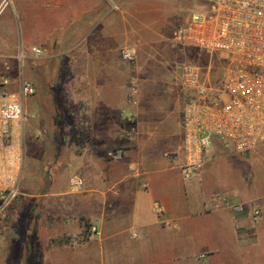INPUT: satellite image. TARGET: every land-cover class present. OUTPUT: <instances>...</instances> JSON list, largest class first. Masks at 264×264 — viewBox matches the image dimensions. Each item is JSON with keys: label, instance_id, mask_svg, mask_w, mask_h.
Returning a JSON list of instances; mask_svg holds the SVG:
<instances>
[{"label": "crops", "instance_id": "1", "mask_svg": "<svg viewBox=\"0 0 264 264\" xmlns=\"http://www.w3.org/2000/svg\"><path fill=\"white\" fill-rule=\"evenodd\" d=\"M16 2L17 53L45 51L25 64L36 89L30 99L52 119L53 143L67 118L68 149L82 151L70 163L83 189L63 180L41 200L35 263L264 264V142L246 155L216 153L227 147L215 143L185 179L165 157L182 145V112L170 109L171 96L162 93L152 109L127 99L137 72L122 66V47L155 52L174 17L155 0ZM15 56L0 57L1 70ZM223 199L246 212L235 214Z\"/></svg>", "mask_w": 264, "mask_h": 264}, {"label": "built area", "instance_id": "2", "mask_svg": "<svg viewBox=\"0 0 264 264\" xmlns=\"http://www.w3.org/2000/svg\"><path fill=\"white\" fill-rule=\"evenodd\" d=\"M201 1L206 8L190 14L177 41L209 55H221L228 67L219 86H213L209 73L199 67H181L182 86L190 93L182 110V145L165 157L178 164L185 179L195 176L215 143L246 155L264 142V0ZM11 2L3 0L1 8ZM44 54L42 48L33 47L27 56L21 48L15 65L6 60L0 71V218L19 196L26 170V101L36 89L24 76L25 64ZM120 54L125 63H137L130 48L123 47ZM137 92L133 83L131 96L135 98ZM108 155L115 158L120 153ZM71 184L81 188L84 182L74 177ZM223 203L235 214L246 212L241 203L229 199ZM253 215L261 217L259 210H253Z\"/></svg>", "mask_w": 264, "mask_h": 264}, {"label": "rangeland", "instance_id": "3", "mask_svg": "<svg viewBox=\"0 0 264 264\" xmlns=\"http://www.w3.org/2000/svg\"><path fill=\"white\" fill-rule=\"evenodd\" d=\"M0 2L1 6L3 0ZM155 2L166 16L174 17L170 26L173 33L155 47V52L136 54L135 65L127 64L121 59L125 69L137 72L126 84L127 99L132 104L143 99L144 102L143 100L138 102L139 108H160L163 104L160 102L161 94L167 92L171 96L170 109L182 112L190 93L182 86L181 67L186 64L199 67L203 73H209L213 86H219L225 77L228 62L221 55H209L197 49L184 47L177 41L179 26L185 23L191 13L206 8L201 0H155ZM17 13L16 0H12L3 8L0 7V57L17 54L15 37L18 32ZM124 47L131 49L128 45ZM2 61L0 58V70ZM139 64L142 66L139 67ZM26 69L27 66L24 70ZM133 83H136L138 90L135 98L131 96ZM26 112L29 116L25 135L26 170L19 196L8 208L5 217L0 218V264H36L34 258L38 257L41 250V244L35 234L36 223L40 218V203L44 195L56 189L63 180H68L67 185L73 190L83 189L75 188L71 184V180L79 177V174L77 167L70 163V156L80 154L82 151L68 149L69 143L66 141L69 135L65 132L68 119H59L62 129L58 134V143H53L50 126L52 119L46 117V108L43 105L40 107L39 103L36 106L33 99H28ZM215 150L216 153L232 152L221 145H216ZM52 161L56 163L50 164ZM48 164L51 165L49 175L46 173Z\"/></svg>", "mask_w": 264, "mask_h": 264}, {"label": "trees", "instance_id": "4", "mask_svg": "<svg viewBox=\"0 0 264 264\" xmlns=\"http://www.w3.org/2000/svg\"><path fill=\"white\" fill-rule=\"evenodd\" d=\"M55 163H56L55 161H54V162L52 161V163H50V164H55ZM46 166H48V167L46 168V169H47V172H46V173L49 175V174L51 173V172H50V171H51V168H50L51 165L49 166V164H48V165H46Z\"/></svg>", "mask_w": 264, "mask_h": 264}]
</instances>
